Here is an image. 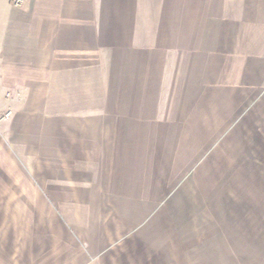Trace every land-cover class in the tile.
<instances>
[{"label": "crops", "instance_id": "1", "mask_svg": "<svg viewBox=\"0 0 264 264\" xmlns=\"http://www.w3.org/2000/svg\"><path fill=\"white\" fill-rule=\"evenodd\" d=\"M0 111V264H264L262 192L167 225L217 124L264 147V0H0Z\"/></svg>", "mask_w": 264, "mask_h": 264}, {"label": "rangeland", "instance_id": "2", "mask_svg": "<svg viewBox=\"0 0 264 264\" xmlns=\"http://www.w3.org/2000/svg\"><path fill=\"white\" fill-rule=\"evenodd\" d=\"M234 116L236 114H231L232 122L235 120ZM254 123L252 116L248 115L243 123L238 122L232 127L225 140H222L221 132L217 133L223 126L221 125L220 128L218 124L215 126L214 130L217 131L213 136L214 143L219 142V144L199 166L196 174L200 181L197 183L188 181L184 184L183 191L175 199L171 212L167 214V225L177 229L176 236L173 233L171 237H206L207 223L210 222L206 204L208 197L210 198L214 192L219 196L222 191H225L223 195H225L227 213L224 216V222L238 223L240 217L249 220L250 216L242 213L240 202L243 206L250 207L253 206L255 192H262L264 195V147L259 144L260 141L255 143ZM205 137L210 139L212 136ZM251 147L252 150H250ZM254 156H257L258 163H255ZM201 176L206 177L203 180ZM216 201L221 202L222 199H216ZM211 216H215V222H222L219 214ZM16 221L18 222V218L15 219L14 215L0 216L1 225ZM13 250L12 247L7 248V257Z\"/></svg>", "mask_w": 264, "mask_h": 264}, {"label": "built area", "instance_id": "3", "mask_svg": "<svg viewBox=\"0 0 264 264\" xmlns=\"http://www.w3.org/2000/svg\"><path fill=\"white\" fill-rule=\"evenodd\" d=\"M11 116V112L7 111V112H2L0 111V129L2 127V124L5 120H7L8 118H10Z\"/></svg>", "mask_w": 264, "mask_h": 264}]
</instances>
